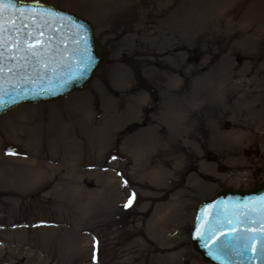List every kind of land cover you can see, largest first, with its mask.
<instances>
[{
    "label": "rangeland",
    "instance_id": "374dc122",
    "mask_svg": "<svg viewBox=\"0 0 264 264\" xmlns=\"http://www.w3.org/2000/svg\"><path fill=\"white\" fill-rule=\"evenodd\" d=\"M23 1L89 21L110 61L0 116V264H208L200 204L264 181V0Z\"/></svg>",
    "mask_w": 264,
    "mask_h": 264
},
{
    "label": "water",
    "instance_id": "95a60500",
    "mask_svg": "<svg viewBox=\"0 0 264 264\" xmlns=\"http://www.w3.org/2000/svg\"><path fill=\"white\" fill-rule=\"evenodd\" d=\"M109 61L84 18L37 2L0 4V116L86 90ZM190 242L208 264H264V182L223 188L201 203ZM222 243L229 245L223 251Z\"/></svg>",
    "mask_w": 264,
    "mask_h": 264
},
{
    "label": "snow or ice",
    "instance_id": "6c2138e0",
    "mask_svg": "<svg viewBox=\"0 0 264 264\" xmlns=\"http://www.w3.org/2000/svg\"><path fill=\"white\" fill-rule=\"evenodd\" d=\"M13 2H14V0H7V3H8V4H11V3H13ZM4 3H5V0H0V4H4ZM33 39H35V38H33ZM228 246H229L228 243H222V244L219 246V249H218V250L223 251V250L227 249ZM261 256H262V258H264V249L261 250Z\"/></svg>",
    "mask_w": 264,
    "mask_h": 264
},
{
    "label": "bare ground",
    "instance_id": "6f19581e",
    "mask_svg": "<svg viewBox=\"0 0 264 264\" xmlns=\"http://www.w3.org/2000/svg\"><path fill=\"white\" fill-rule=\"evenodd\" d=\"M250 16V15H249Z\"/></svg>",
    "mask_w": 264,
    "mask_h": 264
}]
</instances>
